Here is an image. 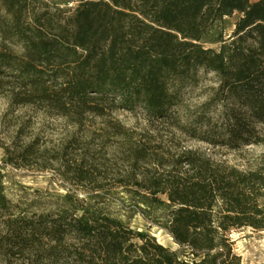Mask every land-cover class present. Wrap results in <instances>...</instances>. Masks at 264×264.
Segmentation results:
<instances>
[{
	"label": "trees",
	"instance_id": "16d2710c",
	"mask_svg": "<svg viewBox=\"0 0 264 264\" xmlns=\"http://www.w3.org/2000/svg\"><path fill=\"white\" fill-rule=\"evenodd\" d=\"M75 3L0 0V94L76 123L138 111L230 151L263 143L264 0ZM201 71L215 75V104L225 108V133L215 140L197 132L199 118L179 119L178 90ZM158 147L129 148V168L115 181L136 210L127 219L153 221L177 250L107 212L106 178L77 165L72 181L89 188V201L68 196V207L48 213L11 203L0 174V264H241L229 234L264 231V154L240 170L199 149ZM33 153L29 146L16 155Z\"/></svg>",
	"mask_w": 264,
	"mask_h": 264
},
{
	"label": "rangeland",
	"instance_id": "374dc122",
	"mask_svg": "<svg viewBox=\"0 0 264 264\" xmlns=\"http://www.w3.org/2000/svg\"><path fill=\"white\" fill-rule=\"evenodd\" d=\"M46 1L60 8L76 5V0ZM236 18L234 15L226 20V34L233 29ZM216 86L215 75L201 71L195 83H185L178 90L180 121L188 124L199 118L201 125L197 132L214 140L225 133V108L222 104H215ZM261 135L264 138V130ZM0 143L14 156L11 164L0 149V174L5 195L11 203H19L31 212L48 213L68 207V196L89 201V188L72 181L73 170L77 165H83L93 168L97 178L100 177L97 171L106 178L113 194L104 202L107 212L128 221L132 230L151 235L171 250H177V246L159 225L138 213L127 219V213L134 209L129 201H122L123 194L115 179L129 168V148H137L141 144L159 146L162 152L195 148L213 160L240 170L254 168L264 154V141L230 151L189 139L173 126L149 123L138 111L134 114L117 110L103 118L85 115L76 123L71 118L54 116L35 107L15 105L7 93L0 94ZM29 146L34 152L31 156L26 159L17 157L16 154ZM158 217L160 221L164 219ZM229 237L241 264H264V231L233 230Z\"/></svg>",
	"mask_w": 264,
	"mask_h": 264
}]
</instances>
